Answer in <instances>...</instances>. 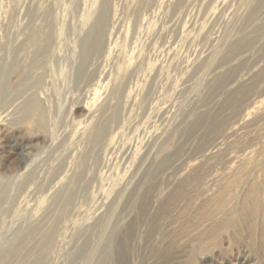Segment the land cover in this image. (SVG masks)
Instances as JSON below:
<instances>
[{"label": "rangeland", "instance_id": "374dc122", "mask_svg": "<svg viewBox=\"0 0 264 264\" xmlns=\"http://www.w3.org/2000/svg\"><path fill=\"white\" fill-rule=\"evenodd\" d=\"M0 264H264V0H0Z\"/></svg>", "mask_w": 264, "mask_h": 264}]
</instances>
